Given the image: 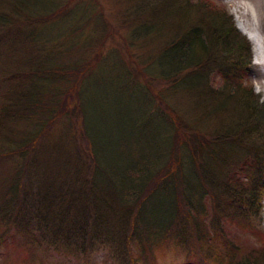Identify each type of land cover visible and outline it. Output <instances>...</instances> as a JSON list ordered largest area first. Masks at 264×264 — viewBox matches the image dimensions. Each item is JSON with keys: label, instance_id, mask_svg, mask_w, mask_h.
<instances>
[{"label": "trees", "instance_id": "16d2710c", "mask_svg": "<svg viewBox=\"0 0 264 264\" xmlns=\"http://www.w3.org/2000/svg\"><path fill=\"white\" fill-rule=\"evenodd\" d=\"M212 3L146 7L121 49L96 0H0L1 245L136 264L165 243L264 264V102L249 42ZM138 41L154 47L140 61ZM152 120L160 144L143 140Z\"/></svg>", "mask_w": 264, "mask_h": 264}, {"label": "rangeland", "instance_id": "374dc122", "mask_svg": "<svg viewBox=\"0 0 264 264\" xmlns=\"http://www.w3.org/2000/svg\"><path fill=\"white\" fill-rule=\"evenodd\" d=\"M103 12V18L107 20L110 26L111 33L110 40H114L115 47L119 45L122 47V39L127 36V24L132 22L140 23L143 18H146L147 12L152 9L153 4L162 3L164 0H96ZM214 5L224 6L229 15H231L236 30L249 42L251 46V66L249 72V81L252 85L253 93L259 96L260 99L264 98V0H211ZM149 9L146 12V7ZM139 7V8H138ZM143 8V9H142ZM140 10V11H139ZM138 12L134 16L139 15V19L133 20V12ZM242 29V31L240 30ZM248 35L256 36V40H251ZM106 43L107 49L110 46ZM153 45L145 47V44L138 41L136 47L133 48V53L136 56V60H141L144 57L149 56L152 53ZM103 49V46L101 50ZM122 49V48H121ZM126 52V50L124 49ZM138 56V58H137ZM140 57V58H139ZM139 63V62H137ZM137 66H141L137 64ZM157 89V87H156ZM158 90V89H157ZM181 102L186 106L189 102L186 99H182ZM131 112L130 116L134 117L137 121L143 114L142 108L139 109L136 102L130 99ZM188 107V106H187ZM154 120L150 124V133H142L143 140L147 143L156 142L160 144L162 140L163 130L160 126L155 124ZM60 129L57 125L53 132L56 133ZM100 132L103 134L105 130L100 128ZM146 132V131H145ZM113 134L118 135L117 132ZM124 136V135H123ZM157 144V145H158ZM156 145V146H157ZM157 148V147H155ZM107 160L111 156V153H107ZM117 157V155L115 154ZM263 208L261 211L262 220V233L264 235V201L262 203ZM248 234H237L235 237L239 242L244 244L255 246V242L249 237ZM236 241V240H235ZM6 244L1 245L0 241V264H119L109 254V249H99L95 254L90 255L88 261H84L79 257H69L65 259L64 256H59L53 250H49L45 258L43 256L46 253H42L39 249L35 252L36 256L30 255L29 249L25 246L22 247L20 243H14L5 247ZM167 246V247H166ZM151 252H147L140 258V261L136 264H201L202 258H197L198 251L194 252L193 255H185V250L177 248L172 244H165L159 246ZM103 248V247H101ZM211 248L205 249V256L207 259H211L209 256ZM136 250H133L135 252ZM131 252V253H133ZM142 253H133V257L140 256ZM125 263V262H124Z\"/></svg>", "mask_w": 264, "mask_h": 264}, {"label": "bare ground", "instance_id": "6f19581e", "mask_svg": "<svg viewBox=\"0 0 264 264\" xmlns=\"http://www.w3.org/2000/svg\"><path fill=\"white\" fill-rule=\"evenodd\" d=\"M240 30L242 31V29H240ZM248 38L251 40H254V41L256 40V36H254V35H248Z\"/></svg>", "mask_w": 264, "mask_h": 264}, {"label": "clouds", "instance_id": "9594fccd", "mask_svg": "<svg viewBox=\"0 0 264 264\" xmlns=\"http://www.w3.org/2000/svg\"><path fill=\"white\" fill-rule=\"evenodd\" d=\"M261 102H264V98H262Z\"/></svg>", "mask_w": 264, "mask_h": 264}]
</instances>
